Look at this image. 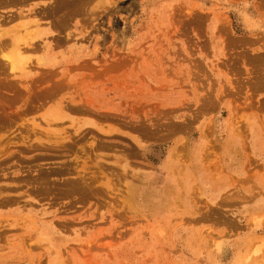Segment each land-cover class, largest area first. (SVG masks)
<instances>
[{
	"label": "rangeland",
	"instance_id": "obj_1",
	"mask_svg": "<svg viewBox=\"0 0 264 264\" xmlns=\"http://www.w3.org/2000/svg\"><path fill=\"white\" fill-rule=\"evenodd\" d=\"M0 31V264H264V0H0Z\"/></svg>",
	"mask_w": 264,
	"mask_h": 264
},
{
	"label": "bare ground",
	"instance_id": "obj_2",
	"mask_svg": "<svg viewBox=\"0 0 264 264\" xmlns=\"http://www.w3.org/2000/svg\"><path fill=\"white\" fill-rule=\"evenodd\" d=\"M37 20V19H36ZM29 21V20H28ZM33 21H35V19L33 20ZM32 21V22H33ZM34 23V22H33ZM26 24V23H25ZM30 24V23H29ZM38 24V23H37ZM34 26L36 25L35 23L33 24ZM32 25V26H33ZM39 25H40V23H39ZM27 26V25H26ZM31 28H33V27H31ZM30 28V29H31ZM35 28V27H34ZM28 29V28H27ZM36 29H38V28H35V30ZM5 30H3V32H4ZM17 31V30H16ZM23 31V30H22ZM34 31V30H33ZM0 32H2V31H0ZM5 32H7V30L5 31ZM14 33V32H13ZM12 33V34H13ZM20 32H18V33H15L14 35H12V47H11V49H12V51H10V53L8 52V53H6L5 52V54H4V57H5V59L7 58V62H9L11 65V68L12 69H16V68H20V67H23V64H24V62H25V57H24V51H26V50H28V49H26V50H23V43H25L26 44V42H28V41H26L22 36H21V33L19 34ZM27 33V32H26ZM25 33V34H26ZM24 34V35H25ZM28 34V33H27ZM26 34V35H27ZM39 34V33H38ZM0 37H2V33H0ZM33 38V37H32ZM1 40V39H0ZM23 40H25V41H23ZM34 42V41H33ZM32 42V43H33ZM3 43V42H2ZM10 43V42H9ZM31 43V42H30ZM10 45V44H9ZM26 45H28V44H26ZM32 45V44H31ZM30 44H29V46H31ZM25 47V46H24ZM33 48H34V46H33ZM27 53V52H26ZM28 60H30V59H28ZM29 63V62H28ZM31 63V62H30ZM27 64V63H26ZM25 64V65H26ZM28 66V65H27ZM26 67V66H25ZM29 67V66H28ZM27 68V67H26ZM21 70V69H20ZM52 114V113H51ZM49 115V114H48ZM52 119V118H51Z\"/></svg>",
	"mask_w": 264,
	"mask_h": 264
}]
</instances>
